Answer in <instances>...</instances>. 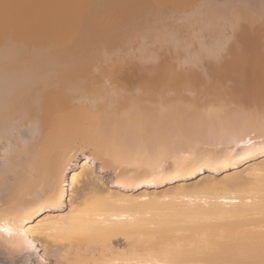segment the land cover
I'll return each mask as SVG.
<instances>
[{
	"label": "bare ground",
	"instance_id": "bare-ground-1",
	"mask_svg": "<svg viewBox=\"0 0 264 264\" xmlns=\"http://www.w3.org/2000/svg\"><path fill=\"white\" fill-rule=\"evenodd\" d=\"M223 65L264 71V0H0V257L264 264V119ZM175 83L203 111L151 120Z\"/></svg>",
	"mask_w": 264,
	"mask_h": 264
},
{
	"label": "rangeland",
	"instance_id": "rangeland-1",
	"mask_svg": "<svg viewBox=\"0 0 264 264\" xmlns=\"http://www.w3.org/2000/svg\"><path fill=\"white\" fill-rule=\"evenodd\" d=\"M229 67L230 66H228V65H225V66L223 65L222 66L223 69L222 68H219L220 70L218 69L219 70V74H218V72H217V74L219 75V77L214 79V80L217 81V82L215 81L214 83H217V85H215V88H217L218 90L222 91L220 95H223V94L225 95L226 94L225 97H228L229 96V97H232V98L236 99V101H237V102H234L235 104L234 103L231 104V108L229 107V111H227L229 113V115L232 114V115H230V117L236 116L238 114L239 115H242L246 120L248 119L247 117H249V119L247 120V122L249 121L251 124L252 123H256L255 120H257V119H258V121H262L264 119V71L262 72L261 69H259L257 67H256V69L255 68L248 67V68H246L244 70L245 72H242L243 75L241 74V76L239 78L238 77L231 78L232 77L231 76L230 78L228 77V79H226V80H222V79H225L226 76L229 75L232 72L231 71V68H229ZM224 69H227V71H226V74L225 75L224 74L222 75V73L225 71ZM259 71H261V72H259ZM246 72L247 73L249 72V73L246 74ZM247 77H249V79L250 78L251 79L249 80ZM220 78H222V79L219 81ZM261 81H263V82H261ZM219 82H221V83H219ZM176 84L177 83H175V86L170 87V88L173 89L175 87L176 88V89L174 88L175 90H177V88H178L177 91L174 90L175 92H172L170 88H168L167 90H165V92H164L165 95H163L164 104L161 105V107L159 105H154L153 103H148V106L147 105H144L143 106V110H145L144 112H147L149 114L151 120H154V121L165 120L166 121L167 120V116L168 115L170 116L172 114L173 115H179L178 118L181 119V118H183L184 115L185 116L188 115L187 114L188 112H190V113L193 112L192 113L193 115L200 114V111L202 110V109H200L201 107L199 105L195 104L193 102V100H191V99L197 100V98H199V97L200 98L201 97H203V98L204 97H208L207 94L199 93L200 92L199 90H200V88L203 85H201V84L200 85L195 84L194 85L195 87H192V89L191 88L188 89V88H185L186 85H184L183 83L182 84H179L178 83L179 86H178V84L177 85ZM257 86H260L261 87V92H258V91H255V90L253 91V88H256ZM179 88H180V90H179ZM181 88H182V90H181ZM169 89H170V91H169ZM187 90H191L190 91L191 93L188 92ZM166 91L168 93H166ZM178 93H180V94H178ZM183 93H185V95ZM179 95H181V96L179 97ZM171 97H173L174 99L171 98ZM167 98H169V99H167ZM176 99L177 100L179 99L178 100L179 102ZM187 99H189V102L190 101H192V102L188 103L187 102L188 101ZM168 100H170L169 102L171 104L168 102ZM172 100H174V101L172 102ZM166 101L168 103V104L166 103V106L167 105L168 106L170 105L169 107H166L165 106V102ZM180 101H181V103H180ZM151 104H153V105L151 106ZM178 104L179 105L180 104H183V106L181 105L180 107H178L179 106ZM185 104H187L188 106L185 105ZM173 105H175V106L177 105V106L175 107ZM171 106H173V107H172V110L170 111L168 108H170ZM149 107H151V108H149ZM152 107L155 108V109L153 110ZM156 108L158 109V111H157ZM188 108H190L192 111H189L190 109H188ZM193 108H195V109H193ZM161 109H162V111H161ZM176 109H177L178 112L175 114ZM155 111L160 112L161 113V116H160V113L157 114ZM194 111L195 112L199 111V112L194 113ZM164 112H166L168 114H165L166 116H164V114H163ZM180 112H183V113L180 114ZM243 112H244V114H243ZM256 112H258V113H256ZM87 155H89V151L85 150V151L79 152L77 156L82 157V156H87ZM89 163L92 166V168L94 169L95 174L101 176V178L104 181L108 182L109 184L114 181V176L116 174V171L114 169H111V170L108 169L107 170L105 168H102V165L100 163H97V162H95V160H92V159H90V162ZM78 169L79 168L75 169V172L78 171ZM13 250L14 249L9 250L6 255H4L3 257H0V264H15L17 260H19V259L22 258L21 256H22V254L24 255V253L27 254V255H30V259H29L30 261L29 260H27V261H29V262H40V257L37 255V252H33L35 250L34 248H33V250H32V248H29V250L27 248L22 254H18L16 252V250H14V251ZM11 252H13V253H11ZM45 264H48V263H45Z\"/></svg>",
	"mask_w": 264,
	"mask_h": 264
}]
</instances>
